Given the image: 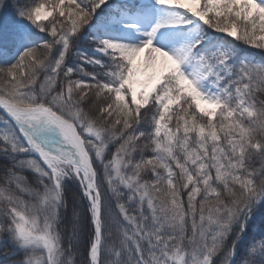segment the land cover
<instances>
[{
	"label": "snow or ice",
	"instance_id": "1",
	"mask_svg": "<svg viewBox=\"0 0 264 264\" xmlns=\"http://www.w3.org/2000/svg\"><path fill=\"white\" fill-rule=\"evenodd\" d=\"M0 264H264V0H0Z\"/></svg>",
	"mask_w": 264,
	"mask_h": 264
},
{
	"label": "trees",
	"instance_id": "2",
	"mask_svg": "<svg viewBox=\"0 0 264 264\" xmlns=\"http://www.w3.org/2000/svg\"><path fill=\"white\" fill-rule=\"evenodd\" d=\"M243 47V46H242ZM256 51V50H255Z\"/></svg>",
	"mask_w": 264,
	"mask_h": 264
}]
</instances>
